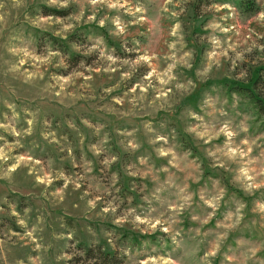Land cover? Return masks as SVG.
Returning a JSON list of instances; mask_svg holds the SVG:
<instances>
[{"label": "rangeland", "instance_id": "rangeland-1", "mask_svg": "<svg viewBox=\"0 0 264 264\" xmlns=\"http://www.w3.org/2000/svg\"><path fill=\"white\" fill-rule=\"evenodd\" d=\"M254 1L0 0V264H264Z\"/></svg>", "mask_w": 264, "mask_h": 264}, {"label": "trees", "instance_id": "trees-1", "mask_svg": "<svg viewBox=\"0 0 264 264\" xmlns=\"http://www.w3.org/2000/svg\"><path fill=\"white\" fill-rule=\"evenodd\" d=\"M216 1H219V0H216ZM240 5L244 11H248L250 13L253 10H254V12L258 11L257 10L258 8L256 7L254 0H241ZM263 70H264V67H263ZM263 75L264 74H261V72H259V74L256 76V78L253 80L252 86H244V85H238L237 84V85L233 86V88L241 97L248 99V101L254 107V109L256 110V113L259 116L264 117V97L255 88V86L258 87V85L260 83L264 82ZM86 251L88 253H90L92 251V248L87 247ZM103 253L106 257H110V255H111L109 251L103 252Z\"/></svg>", "mask_w": 264, "mask_h": 264}]
</instances>
